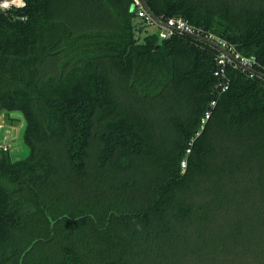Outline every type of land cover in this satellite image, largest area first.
Here are the masks:
<instances>
[{
  "label": "trees",
  "instance_id": "1",
  "mask_svg": "<svg viewBox=\"0 0 264 264\" xmlns=\"http://www.w3.org/2000/svg\"><path fill=\"white\" fill-rule=\"evenodd\" d=\"M23 1L0 7V112L24 115L29 149L16 160L0 150V264L264 253V78L234 62L217 74L218 47L161 38L133 0ZM146 2L264 74V0ZM89 180L87 206L61 203Z\"/></svg>",
  "mask_w": 264,
  "mask_h": 264
},
{
  "label": "built area",
  "instance_id": "2",
  "mask_svg": "<svg viewBox=\"0 0 264 264\" xmlns=\"http://www.w3.org/2000/svg\"><path fill=\"white\" fill-rule=\"evenodd\" d=\"M135 4V9L137 11V15L141 17H147L148 23L153 25L156 24L161 27L160 30V37L166 38L173 34L174 32H188L195 35H201L204 36L207 39H211L213 41L218 42L222 46H224L227 50V52L221 51L220 54L217 56V74L226 76V68L227 65L231 62H234L236 66L241 67L243 70H246L249 72L250 76L254 75H260L258 74L254 69V64L256 63V58L252 56H246L239 51L236 50V48L233 45L228 44L227 42L223 41L222 39L218 38L213 33L209 32L206 34L201 33L200 28H196L194 25H192L188 20L182 17H171L168 18L166 22L167 26H161L158 24L152 17L149 16L146 9L143 7L141 0H133ZM23 6L24 1L23 0H2L0 2V7L2 9L10 8L11 6ZM261 76V75H260ZM264 78V76H261ZM228 87V83L224 82L222 85V90H225ZM211 106H214L216 104V100L211 101ZM211 114V109H207L205 111L204 116L202 117V123H204L207 118ZM11 145L10 143H0V150L8 151L10 149ZM184 162L182 163V166L184 167Z\"/></svg>",
  "mask_w": 264,
  "mask_h": 264
},
{
  "label": "rangeland",
  "instance_id": "3",
  "mask_svg": "<svg viewBox=\"0 0 264 264\" xmlns=\"http://www.w3.org/2000/svg\"><path fill=\"white\" fill-rule=\"evenodd\" d=\"M148 28L150 30H154L155 26L149 25ZM19 121H21V120H19ZM18 127H20V126H18ZM22 146H24V148H25L24 156H26L28 154V152H29V149L25 145L24 141H22ZM10 154L13 155L12 150L10 151ZM13 157H15V155H13ZM64 183H65V187L67 188L68 182H63V184ZM91 186H92V181L91 180H89V183H86L84 186H82L81 183H77L76 187H77L78 190H74V192H73L74 195H70V191H69V193L67 195V190H64L63 194L61 195V198L62 199L64 197H66V198L63 199L64 201H62L61 203H64V205H66L68 207H71V208L74 207L76 209H79V208H81L83 206H87L88 199L85 197V195H86L85 190H87V189L91 190L92 191V195H93V189H91ZM76 197H77V201L78 202H74V201H76ZM67 203H71L72 205L70 206ZM76 203H77V205H76ZM62 206H63V204H62ZM253 249H254V252H251V251H248L250 253H247V251L241 252V253H247V255H244V254L241 255L240 253H233L234 254V256H233L234 260L230 264H264V253H262L263 246H257V247H254ZM259 256L261 257L260 259H258ZM211 264H213V263H211ZM215 264H220V261H216Z\"/></svg>",
  "mask_w": 264,
  "mask_h": 264
},
{
  "label": "water",
  "instance_id": "4",
  "mask_svg": "<svg viewBox=\"0 0 264 264\" xmlns=\"http://www.w3.org/2000/svg\"><path fill=\"white\" fill-rule=\"evenodd\" d=\"M2 0H0L1 2ZM141 3L143 5V7L146 9V11L148 12L149 16L152 17L158 24H160L161 26H164L166 27L167 24L165 21L161 20L153 11L152 9L149 7V5L147 4L146 0H141ZM198 38L202 39V40H205L213 45H215L216 47H218L221 51H224V52H227L226 48L224 46H222L221 44H219L218 42L216 41H213L211 39H207L205 38L204 36H201V35H196ZM261 76H264V74H261L259 73ZM19 114V118H20V122L16 125V126H20L21 128L19 129V131L21 132L20 135L16 136L14 135V133L12 134H7V133H1V130H0V143H10V145L15 148V147H18L20 145H22V141H23V134H24V129H25V126H26V120H25V117L24 115L20 112V111H10V112H6L5 111H2L0 112V118H2V116L5 115V117L7 115H10L12 116L13 114ZM8 127H10L11 129H13V126L10 125L9 121L7 123ZM12 159L13 160H16L17 158L13 157L12 154H10Z\"/></svg>",
  "mask_w": 264,
  "mask_h": 264
},
{
  "label": "crops",
  "instance_id": "5",
  "mask_svg": "<svg viewBox=\"0 0 264 264\" xmlns=\"http://www.w3.org/2000/svg\"><path fill=\"white\" fill-rule=\"evenodd\" d=\"M7 114V112H6ZM19 114H13L12 116L10 115H7L5 117L2 116V118H0V130H1V133H7V134H12L14 133V135L18 136L17 132L19 131L18 129V126H16L18 124V122H20V118H19ZM10 123L11 126H13V129H11L10 127H8L7 123ZM24 151H25V148L24 146L20 145L18 147H15L13 148L12 150V153L13 155H15V158H21V156L23 157L24 156Z\"/></svg>",
  "mask_w": 264,
  "mask_h": 264
},
{
  "label": "flooded vegetation",
  "instance_id": "6",
  "mask_svg": "<svg viewBox=\"0 0 264 264\" xmlns=\"http://www.w3.org/2000/svg\"><path fill=\"white\" fill-rule=\"evenodd\" d=\"M18 129H20V127H18ZM17 134H18V135H20V134H21V132H20V131H18V132H17ZM11 150H13V147H10L9 151H11Z\"/></svg>",
  "mask_w": 264,
  "mask_h": 264
}]
</instances>
